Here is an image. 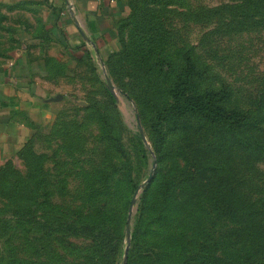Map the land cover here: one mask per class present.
I'll return each instance as SVG.
<instances>
[{
    "label": "rangeland",
    "instance_id": "374dc122",
    "mask_svg": "<svg viewBox=\"0 0 264 264\" xmlns=\"http://www.w3.org/2000/svg\"><path fill=\"white\" fill-rule=\"evenodd\" d=\"M123 1L115 46L83 41L67 64L52 61L51 121L0 164V264H169L173 253L144 235V207L165 191L168 155L184 144L191 158L213 159L203 182L242 177L264 222V0ZM187 58L191 92L217 93L238 124L169 110Z\"/></svg>",
    "mask_w": 264,
    "mask_h": 264
},
{
    "label": "trees",
    "instance_id": "16d2710c",
    "mask_svg": "<svg viewBox=\"0 0 264 264\" xmlns=\"http://www.w3.org/2000/svg\"><path fill=\"white\" fill-rule=\"evenodd\" d=\"M193 73V62L187 58L186 69L173 87L169 110L179 115L199 116L210 123H227L229 127L233 122L238 124V113L223 109L217 93L191 92ZM229 141L228 148L237 144L231 138ZM212 146L209 143L207 147ZM236 146L247 149L241 143ZM186 150L184 144L168 155L170 181L153 201L154 205L144 207V211L153 213L144 219V235L158 250L173 253L169 264H264V222L250 191L240 190L242 177L226 172L212 184L203 182L199 173L216 170L213 159L205 155L200 161L191 158L192 154H186ZM187 171L194 173V177L188 176ZM201 200L208 202L200 205ZM142 216L137 217L135 237L141 230Z\"/></svg>",
    "mask_w": 264,
    "mask_h": 264
},
{
    "label": "crops",
    "instance_id": "0c3cea01",
    "mask_svg": "<svg viewBox=\"0 0 264 264\" xmlns=\"http://www.w3.org/2000/svg\"><path fill=\"white\" fill-rule=\"evenodd\" d=\"M66 1L0 0V164L51 121L52 61L67 64L84 36L99 51L115 46L110 33L123 0H73V16Z\"/></svg>",
    "mask_w": 264,
    "mask_h": 264
},
{
    "label": "water",
    "instance_id": "95a60500",
    "mask_svg": "<svg viewBox=\"0 0 264 264\" xmlns=\"http://www.w3.org/2000/svg\"><path fill=\"white\" fill-rule=\"evenodd\" d=\"M84 36V35H83ZM85 37V39H86V41L87 42H90V44L92 45V47L94 48L95 47V45H94V43L93 42H91L90 41V39L88 38V37H86V36H84ZM95 49V48H94ZM153 167H154V165H153ZM152 176H153V170L150 172V174H149V176L147 177V179L138 187V189L136 190V192H135V195H134V198L132 199V202H134V200H135V196L138 194V192L140 191V189L145 185V184H147L148 182H150L151 181V179H152Z\"/></svg>",
    "mask_w": 264,
    "mask_h": 264
},
{
    "label": "built area",
    "instance_id": "2783aa9c",
    "mask_svg": "<svg viewBox=\"0 0 264 264\" xmlns=\"http://www.w3.org/2000/svg\"><path fill=\"white\" fill-rule=\"evenodd\" d=\"M66 3H67V6H66L67 11L69 12V14L71 16H73L74 15V11H73V0H67Z\"/></svg>",
    "mask_w": 264,
    "mask_h": 264
}]
</instances>
